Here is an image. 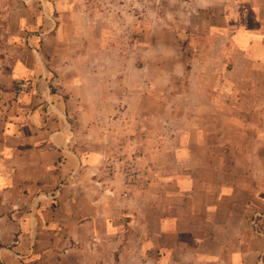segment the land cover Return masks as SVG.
Listing matches in <instances>:
<instances>
[{"label":"rangeland","instance_id":"1","mask_svg":"<svg viewBox=\"0 0 264 264\" xmlns=\"http://www.w3.org/2000/svg\"><path fill=\"white\" fill-rule=\"evenodd\" d=\"M240 30L256 42L248 57L234 45ZM20 63L32 68L30 82L13 80ZM32 77L64 100L75 139L96 140L87 148L112 153L125 169L169 167L165 152L179 137H197L189 129L199 117L211 125L208 146L191 152L209 160L187 167L264 173V0H0V119L40 103ZM209 97L238 130L214 129L217 113L195 115L210 110ZM142 147L154 160L137 159ZM3 201L0 194V264H37L14 250L22 231L8 219L15 202ZM260 206L245 215L243 233L247 248L262 243L264 264Z\"/></svg>","mask_w":264,"mask_h":264},{"label":"crops","instance_id":"2","mask_svg":"<svg viewBox=\"0 0 264 264\" xmlns=\"http://www.w3.org/2000/svg\"><path fill=\"white\" fill-rule=\"evenodd\" d=\"M234 41L246 57L256 43L244 30ZM31 70L20 63L13 80L30 82ZM46 82L31 78V98L40 102L33 110L0 119V194L3 204L15 202L8 219L22 231L15 251L37 264H192L223 257L222 264H263L262 243L247 248L243 226L245 215L256 216L264 204V173H207L208 165H185L208 162L206 152L193 153L191 146L206 151L209 123L197 117L189 129L197 137L176 139L165 152L169 167L125 169L112 153L87 148L96 140L73 137L69 110ZM213 98L210 110L195 107V115L217 113L214 129L238 130ZM138 157L155 156L142 147Z\"/></svg>","mask_w":264,"mask_h":264}]
</instances>
